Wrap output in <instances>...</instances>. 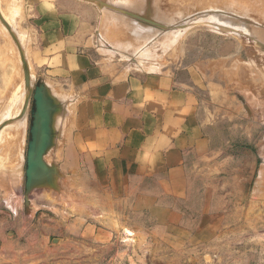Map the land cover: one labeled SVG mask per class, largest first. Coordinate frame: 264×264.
I'll list each match as a JSON object with an SVG mask.
<instances>
[{
    "label": "rangeland",
    "instance_id": "374dc122",
    "mask_svg": "<svg viewBox=\"0 0 264 264\" xmlns=\"http://www.w3.org/2000/svg\"><path fill=\"white\" fill-rule=\"evenodd\" d=\"M53 1L0 0V230L6 232L0 245L8 246L7 263L17 247L22 264H264V0H62L77 26L71 40L63 38L77 45L73 54L94 55L95 65L120 76L166 74L192 84L194 75L197 109L212 123L224 121L231 144L249 153L240 204L216 173V193L227 202L214 230L197 231L194 221V238L170 231L161 237L147 223L146 235L138 232L137 239L122 229L139 220L125 199L117 204L91 174L79 171V159L66 155L77 100L62 71H55L57 49L48 62L42 59L38 30L39 13L51 11ZM144 17L149 21L139 23ZM22 55L31 83L52 86L58 102L73 100L66 118L55 115L53 127L63 132L45 158L62 177L53 191H34L28 205L23 183L30 109L21 124L29 93Z\"/></svg>",
    "mask_w": 264,
    "mask_h": 264
},
{
    "label": "crops",
    "instance_id": "0c3cea01",
    "mask_svg": "<svg viewBox=\"0 0 264 264\" xmlns=\"http://www.w3.org/2000/svg\"><path fill=\"white\" fill-rule=\"evenodd\" d=\"M53 2L56 9L39 13L38 30L46 55L42 59L48 62L57 49L61 56L55 71H62V81L77 100L66 155L79 159V171L91 174L117 204L125 199L129 213L139 220L122 229L131 230L136 239L139 233L146 235L147 223L161 237L170 231L194 238V221L197 231L214 230L227 202L216 193V173L237 199L234 204H240L247 148L231 144L224 121L210 123L204 109L203 114L197 109L194 75L192 84L166 74L120 76L95 65L94 55L73 54L77 45L63 40H71L77 29L70 6ZM5 234L0 230V239ZM7 247L0 245V264H22L17 247L14 261L7 263Z\"/></svg>",
    "mask_w": 264,
    "mask_h": 264
},
{
    "label": "water",
    "instance_id": "95a60500",
    "mask_svg": "<svg viewBox=\"0 0 264 264\" xmlns=\"http://www.w3.org/2000/svg\"><path fill=\"white\" fill-rule=\"evenodd\" d=\"M21 60L24 84L29 90L24 110L28 112L30 109L23 183L24 202L28 205L34 191H53L55 180L62 177L58 166L46 162L45 158L48 157L51 150L55 149L56 142L59 138L61 139L63 132L62 130L59 132L53 127L55 115L60 112L66 118L68 112L66 105L73 100L58 102L51 94L50 85L44 81L35 84V80L31 83L27 61L23 55ZM254 165L256 166V163Z\"/></svg>",
    "mask_w": 264,
    "mask_h": 264
},
{
    "label": "bare ground",
    "instance_id": "6f19581e",
    "mask_svg": "<svg viewBox=\"0 0 264 264\" xmlns=\"http://www.w3.org/2000/svg\"><path fill=\"white\" fill-rule=\"evenodd\" d=\"M139 1H141V0H138V2H139ZM187 1H188V0H187ZM200 1H201V0H200ZM200 1H199V2H200ZM157 2H158V1H157ZM166 2H167V1H166ZM181 2H182V1H181ZM143 3H144V2H143ZM143 3H141V4H143ZM145 3H146V1H145ZM145 3H144V4H145ZM175 3H176V2H175ZM146 4H147V3H146ZM154 4H155V3H154ZM181 4H183V3H181ZM147 5H148V4H147ZM147 5H146V6H147ZM197 5H198V4H197ZM140 6H141V5H140ZM171 6H172V5H171ZM171 6H170V7H171ZM178 6H179V5H178ZM141 7H142V9H143V6H141ZM144 7H145V6H144ZM159 7H160V6H159ZM185 7H186V6H185ZM148 8H149V6H148ZM148 8H147V9L144 8V9L149 11V9H151V7H150L149 9H148ZM174 8H175V7H174ZM176 8H177V7H176ZM135 9H136V8H135ZM137 9H138V8H137ZM137 9H136V12H138ZM151 10H152V9H151ZM151 10H150V13H151ZM170 10H171V9H170ZM139 11L141 12V8L139 9ZM143 11H144V10H143ZM148 11H146V12H148ZM136 12H135V13H136ZM152 12H153V11H152ZM135 13H134V14H135ZM134 14H132V15H130V16H133ZM136 14H137V13H136ZM142 15H143V14H142ZM179 15H180V14H179ZM151 16H153V14H151ZM151 16L149 15V17H151ZM154 16H155V15H154ZM154 16H153V17H154ZM138 17H139V16H138V14H137V18H138ZM141 17H142V16H141V14H140V17H139L138 19H140ZM145 17H147V19H150V18H148V16H145ZM145 17H144L143 20H138L139 23H140V21H141L143 24H144V23H147L149 20L145 19ZM141 19H142V18H141ZM154 19L156 20V16H155ZM132 20H133V19H132ZM151 20L153 21V18H152V17H151L150 21H151ZM162 20H163V19H162ZM143 21H145V22H143ZM146 21H147V22H146ZM156 21H158V20H156ZM159 23H160V22H159ZM155 24H156V23H155ZM149 25H151V23H148L147 26H148V30H149V31L151 32V34H152V33L154 32V31H153L154 29L152 28L153 22H152V25H151V26H149ZM142 26H144V25H142ZM147 26H146L145 28H147ZM153 27H154V26H153ZM151 30H152V31H151ZM150 32H149V34H150ZM258 34H259V33H258ZM262 48H263V47H262ZM262 52H263L262 54L264 55V51H262ZM25 87H26V86H25ZM26 92H27V91H26ZM26 96H27V95H26ZM261 100H262V99H261ZM25 101H26V100H25ZM24 103H25V102H24ZM21 104L23 105V103H21ZM258 105H259V104H258ZM23 107L25 108V104H24ZM24 108H23V109H24ZM19 111H20V110H19ZM16 112H17V111H16ZM22 112H23V111H22ZM18 113H19V112H18ZM24 114H25V110H24V113H22L21 116H22V117L25 116ZM13 115H15V114H13ZM16 117H17V116H16ZM22 117H21V118H22ZM14 118H15V117H14ZM14 118H13V119H14ZM17 118H18V120L20 119L19 117H17ZM3 119H4V118H3ZM3 119H2V121H3ZM4 121H7V120L4 119ZM19 121H20V120H19ZM24 121H25V118L23 117V118L21 119V124H23ZM10 122H11V121H10ZM0 123H1V122H0ZM8 123H9V122H8ZM17 123H18V122H17ZM2 124H3V122H2ZM5 124H6V123H5ZM21 124H20V125H21ZM15 127H16V126H15ZM0 128H2V125H1V124H0ZM17 128H18V127H17ZM2 130H4V129H2ZM2 130H1V131H2ZM18 130H19V128H18ZM16 131H17V130H16ZM2 132H3V131H2ZM2 132H1V133H2ZM0 136H1V135H0ZM0 139H1V138H0ZM0 143H1V140H0Z\"/></svg>",
    "mask_w": 264,
    "mask_h": 264
}]
</instances>
